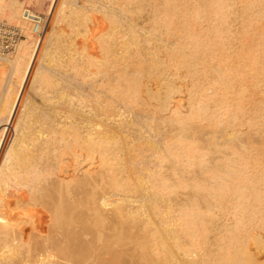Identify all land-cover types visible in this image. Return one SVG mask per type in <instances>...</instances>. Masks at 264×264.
<instances>
[{
  "label": "bare ground",
  "instance_id": "bare-ground-1",
  "mask_svg": "<svg viewBox=\"0 0 264 264\" xmlns=\"http://www.w3.org/2000/svg\"><path fill=\"white\" fill-rule=\"evenodd\" d=\"M27 1L0 264H264V0Z\"/></svg>",
  "mask_w": 264,
  "mask_h": 264
},
{
  "label": "rangeland",
  "instance_id": "rangeland-1",
  "mask_svg": "<svg viewBox=\"0 0 264 264\" xmlns=\"http://www.w3.org/2000/svg\"><path fill=\"white\" fill-rule=\"evenodd\" d=\"M1 1V0H0ZM23 1H27V0H23ZM38 0H28L26 3L24 2V5H25V8H27V9H34V7H37V9H39L38 7V4H36V6H35V3H38L37 2ZM32 5V6H31ZM48 5V4H47ZM30 7V8H29ZM45 7V6H44ZM43 7V8H44ZM48 6H46V8H47ZM55 9H56V7H55ZM55 9H52V8H50V9H43V12H41V13H43V14H40V17L41 18H38V19H36L35 17H33V16H31V17H33V18H28V19H26V22H28L32 27H34V25H35V29L34 30H32V34L34 35V38H35V40H36V44L34 45V49H37V50H40L41 48H42V46H44V44L48 41V39L50 38V33H49V29H50V26H51V22H52V17L54 16V13H55ZM46 10H48V11H46ZM50 11V12H49ZM49 12V13H48ZM48 13V14H47ZM51 14V15H50ZM53 15V16H52ZM51 16V17H50ZM24 17V16H23ZM49 18H51V19H49ZM21 19V18H20ZM45 19V20H44ZM32 22H31V21ZM42 20V21H41ZM44 20V21H43ZM7 20H4V19H0V23H5V24H8V25H14V26H16V27H20V30L22 31V35H21V37H20V39H19V42L21 43V40H24L25 38H27L28 39V31L30 30L31 31V28L29 29L27 26H20L19 24H16L15 22H6ZM20 21V20H19ZM31 22V23H30ZM42 22V23H41ZM38 23V24H37ZM39 25V26H38ZM26 28V29H25ZM28 29V30H27ZM26 30V31H25ZM18 42V44H20ZM17 44V46L15 47V49L12 51V52H9V53H7V54H1L0 53V106H2V107H0L1 108V110H0V112L1 111H4L6 108V103L8 104V101H11L12 102V100L14 101L15 99V97H16V92H15V90H16V88L18 87V85H17V82L15 81L16 80V76H14V75H17L16 73L15 74H13L14 72H15V69L13 68V66L14 65H10V64H12L8 59H11V58H14V56H15V54H16V51H17V49H18V47H19V45ZM12 54V55H11ZM39 55V54H38ZM14 70H13V69ZM3 70V71H2ZM8 71V72H7ZM1 72H3V73H1ZM13 72V73H12ZM6 77V78H5ZM11 79V80H10ZM14 81V82H13ZM6 83V84H5ZM12 83H13V85H12ZM14 83L16 84V85H14ZM10 84V85H9ZM16 86V88H14ZM8 89H10V90H8ZM14 91H13V90ZM26 89V88H25ZM9 91V92H8ZM13 91V92H12ZM17 91V90H16ZM11 92V93H10ZM5 94V95H4ZM11 94V95H10ZM24 94H25V91H24ZM24 94H23V96L21 97V100H20V103H19V105H18V108H17V112L20 110V107H21V104H22V101H24L23 99V97H24ZM7 95V96H6ZM4 96H6L5 98H4ZM11 96V97H10ZM13 96V97H12ZM9 100H8V99ZM13 98V99H12ZM6 99V100H5ZM2 100V101H1ZM4 102V103H3ZM11 102H9V103H11ZM4 105V106H3ZM20 106V107H19ZM3 108V109H2ZM19 109V110H18ZM4 121V120H3ZM3 121H1V122H3ZM11 130V128L9 129V131H6L5 133H4V135L6 136H4L3 138H2V145H0V149H1V147H2V149H4V147H5V145H7V142H9V136H10V131ZM9 132V133H8ZM8 133V134H7ZM5 141V142H4ZM0 151H2V150H0ZM258 255V259H260V260H264V255L263 254H257ZM18 264V263H17Z\"/></svg>",
  "mask_w": 264,
  "mask_h": 264
},
{
  "label": "built area",
  "instance_id": "built-area-1",
  "mask_svg": "<svg viewBox=\"0 0 264 264\" xmlns=\"http://www.w3.org/2000/svg\"><path fill=\"white\" fill-rule=\"evenodd\" d=\"M21 35L22 31L19 27L0 23V53L6 54L13 51L17 46Z\"/></svg>",
  "mask_w": 264,
  "mask_h": 264
}]
</instances>
